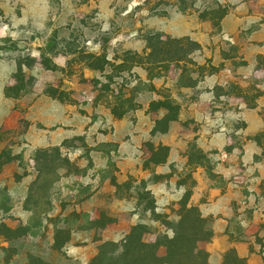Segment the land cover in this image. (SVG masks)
Listing matches in <instances>:
<instances>
[{
    "label": "rangeland",
    "instance_id": "obj_1",
    "mask_svg": "<svg viewBox=\"0 0 264 264\" xmlns=\"http://www.w3.org/2000/svg\"><path fill=\"white\" fill-rule=\"evenodd\" d=\"M240 107L263 122L246 130ZM260 125L264 0H0V264H89L135 241L170 261L212 233L183 159L219 185L212 157H243ZM166 182L186 188L171 213Z\"/></svg>",
    "mask_w": 264,
    "mask_h": 264
},
{
    "label": "crops",
    "instance_id": "obj_2",
    "mask_svg": "<svg viewBox=\"0 0 264 264\" xmlns=\"http://www.w3.org/2000/svg\"><path fill=\"white\" fill-rule=\"evenodd\" d=\"M240 111L239 114L248 124L246 130L252 129L249 120L251 117L261 116L263 122V115L259 113L262 110L258 107L244 111L240 107ZM203 112L205 111L201 109H190V113L196 116L197 120ZM256 123H259V120L256 119ZM262 126L264 125H260L257 130L263 131ZM198 144L199 147H204L213 143L199 139ZM223 144V148L231 146V141L227 140ZM243 144L245 155L241 158L234 155L235 149L223 156L212 157L211 162L216 168L212 167L211 174H215L219 179V185L203 178L205 169L199 159L187 157L183 159L188 163L195 179L188 200L189 206H194L202 217H213L211 238L201 246V249L208 253V264H264V142L246 140ZM253 147L260 149V157L251 155ZM171 153L167 164L179 160L173 156V149ZM237 158L247 164H253L254 167L244 171L243 175L238 174ZM257 167L260 168L259 174L248 173L252 172L251 170L255 171ZM240 170L243 172L242 168ZM165 188L164 191L161 184L155 185L153 190L158 199L156 206L158 212L171 213V207L167 205L172 202L175 193L179 196L186 188L184 186L173 188L171 182H166ZM162 197L166 203L160 201Z\"/></svg>",
    "mask_w": 264,
    "mask_h": 264
},
{
    "label": "trees",
    "instance_id": "obj_3",
    "mask_svg": "<svg viewBox=\"0 0 264 264\" xmlns=\"http://www.w3.org/2000/svg\"><path fill=\"white\" fill-rule=\"evenodd\" d=\"M184 43L193 47V50L199 49V45L190 39H186ZM185 54L186 52L183 53V57L187 56L188 58L189 55ZM154 60L155 63L158 62L157 59ZM211 235L212 233L198 237L195 239V245L190 247L182 245L179 251H168L167 254L171 258L168 262L158 257L156 246L135 241L132 245L127 242L121 246H114L112 243L104 244L100 247L98 255L89 264H208V254L199 250L196 244L200 241L207 242Z\"/></svg>",
    "mask_w": 264,
    "mask_h": 264
}]
</instances>
